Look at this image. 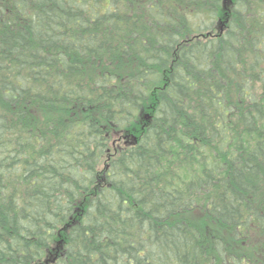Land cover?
<instances>
[{
    "label": "trees",
    "instance_id": "obj_1",
    "mask_svg": "<svg viewBox=\"0 0 264 264\" xmlns=\"http://www.w3.org/2000/svg\"><path fill=\"white\" fill-rule=\"evenodd\" d=\"M0 264H264V0H0Z\"/></svg>",
    "mask_w": 264,
    "mask_h": 264
}]
</instances>
